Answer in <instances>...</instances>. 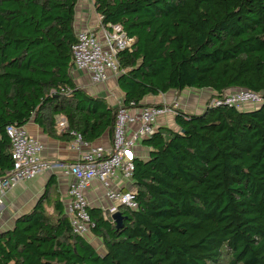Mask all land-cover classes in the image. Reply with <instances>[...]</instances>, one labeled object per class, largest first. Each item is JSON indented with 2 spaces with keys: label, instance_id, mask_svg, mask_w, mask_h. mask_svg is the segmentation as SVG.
<instances>
[{
  "label": "trees",
  "instance_id": "16d2710c",
  "mask_svg": "<svg viewBox=\"0 0 264 264\" xmlns=\"http://www.w3.org/2000/svg\"><path fill=\"white\" fill-rule=\"evenodd\" d=\"M78 1L0 0V176L12 165L9 124L33 119L52 137L88 142L112 132L116 107L70 72ZM92 2L102 24L133 38L117 53L124 105L187 88L209 90L212 101L176 110V129L142 140L137 207L119 206V223L88 207L101 250L73 232L52 175L0 230V264H264V99L242 109L212 103L239 88L264 95V0Z\"/></svg>",
  "mask_w": 264,
  "mask_h": 264
},
{
  "label": "built area",
  "instance_id": "2783aa9c",
  "mask_svg": "<svg viewBox=\"0 0 264 264\" xmlns=\"http://www.w3.org/2000/svg\"><path fill=\"white\" fill-rule=\"evenodd\" d=\"M101 23V22H100ZM133 38L129 37L118 23L100 24L98 30L76 28V40L72 45L70 72L81 71L92 84L106 82L117 76L120 68L117 53L129 49ZM264 95L248 89H233L214 99L212 103H225L242 109L262 103ZM111 144L108 148L85 141L75 134L73 147L78 152L77 160L71 163L51 162L42 157V144L31 136L23 125L9 124L5 131L10 140L12 165L0 176V230L2 227V206L5 194L19 181H29L41 171L57 170L58 175L68 179L67 198L63 202L74 233L87 239L94 226L86 197L87 189L96 180L104 189L108 205L103 207L112 216L119 206L131 209L137 207L134 189L119 187V182L132 181L134 162L129 151L142 143L156 129L159 119L180 110L179 102L136 106L133 102L124 105L117 102ZM66 127L61 119L58 130Z\"/></svg>",
  "mask_w": 264,
  "mask_h": 264
},
{
  "label": "crops",
  "instance_id": "0c3cea01",
  "mask_svg": "<svg viewBox=\"0 0 264 264\" xmlns=\"http://www.w3.org/2000/svg\"><path fill=\"white\" fill-rule=\"evenodd\" d=\"M76 16L78 27L98 30V27L101 24L100 16L95 12L92 0H90V5L89 0H79L76 7ZM72 77L78 86L84 88L89 94L104 97L113 107L117 105V102L122 101V93L118 89L116 77L113 75L106 82L101 84H92L87 74L81 71H75L72 73ZM195 90L196 89L187 88L182 91L170 90L158 95H148L143 98L141 103L164 104L177 101L180 103V110L195 113L204 107V97L194 93ZM54 117L56 123L63 119L61 115H55ZM23 126L31 136L41 142L43 146L41 155L44 159L51 162L66 163H71L77 160L78 152L74 149V141L73 139H70V137L63 139L52 137L44 132V130L36 124L33 119L29 120ZM161 126L176 129L177 125L174 120V114L159 119L157 128ZM91 143L108 148L111 144V133L106 132L100 138ZM148 151V147L140 143L130 150L128 155L131 156L132 159L136 157L145 159L148 156ZM58 172L59 171L57 170L41 171L33 179L29 181H19L8 190L5 194V200L2 206L3 214L1 230L10 227L18 215L27 212L32 208L37 198L42 194L48 179L52 175H55L54 185H56L57 190L59 191L62 202L66 200L68 179L59 176ZM132 186V181H126L124 183L123 181L119 182V187L122 189L133 188ZM86 197L89 207H99L103 209V207L108 205V201L104 197V189L96 180L87 189ZM9 218H12L11 224L7 222Z\"/></svg>",
  "mask_w": 264,
  "mask_h": 264
},
{
  "label": "rangeland",
  "instance_id": "374dc122",
  "mask_svg": "<svg viewBox=\"0 0 264 264\" xmlns=\"http://www.w3.org/2000/svg\"><path fill=\"white\" fill-rule=\"evenodd\" d=\"M89 5H90V0H89ZM191 92V91H190ZM194 93H197V95H202L204 97V101H203V106L207 103V101H212L210 99V96L212 95L211 92L209 90H195ZM4 200H5V197H4ZM49 211H51V208H47ZM9 224L12 223V218H9L8 221H7ZM87 240L92 243L98 250H101L100 249V242L99 240L94 237L92 234L89 235V237L87 238Z\"/></svg>",
  "mask_w": 264,
  "mask_h": 264
},
{
  "label": "water",
  "instance_id": "95a60500",
  "mask_svg": "<svg viewBox=\"0 0 264 264\" xmlns=\"http://www.w3.org/2000/svg\"><path fill=\"white\" fill-rule=\"evenodd\" d=\"M112 218L113 220H115L117 223H119L120 219H121V213L120 211L118 210L117 212H115L113 215H112Z\"/></svg>",
  "mask_w": 264,
  "mask_h": 264
}]
</instances>
